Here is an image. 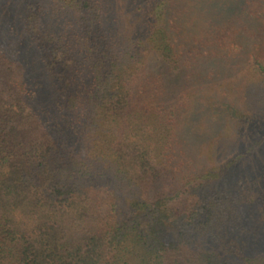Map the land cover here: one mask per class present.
<instances>
[{"label":"trees","instance_id":"1","mask_svg":"<svg viewBox=\"0 0 264 264\" xmlns=\"http://www.w3.org/2000/svg\"><path fill=\"white\" fill-rule=\"evenodd\" d=\"M0 264H264V0H0Z\"/></svg>","mask_w":264,"mask_h":264},{"label":"rangeland","instance_id":"2","mask_svg":"<svg viewBox=\"0 0 264 264\" xmlns=\"http://www.w3.org/2000/svg\"><path fill=\"white\" fill-rule=\"evenodd\" d=\"M158 64L162 68L161 70L163 71L165 77H167L168 81L172 83L171 87L173 88V91L176 92L175 86L181 82L182 80L181 76L178 77L169 76L167 72V68L161 62H159Z\"/></svg>","mask_w":264,"mask_h":264}]
</instances>
